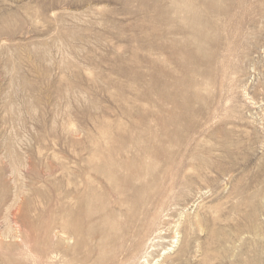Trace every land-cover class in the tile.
<instances>
[{
  "label": "rangeland",
  "instance_id": "obj_1",
  "mask_svg": "<svg viewBox=\"0 0 264 264\" xmlns=\"http://www.w3.org/2000/svg\"><path fill=\"white\" fill-rule=\"evenodd\" d=\"M0 264H264V0H0Z\"/></svg>",
  "mask_w": 264,
  "mask_h": 264
},
{
  "label": "bare ground",
  "instance_id": "obj_2",
  "mask_svg": "<svg viewBox=\"0 0 264 264\" xmlns=\"http://www.w3.org/2000/svg\"><path fill=\"white\" fill-rule=\"evenodd\" d=\"M116 173V172H115ZM107 175V174H106ZM108 176V175H107ZM153 203V201H151L150 203H145L144 205H143V207H142V210H143V213H142V216H143V214L144 215H148L149 213H150V211L152 210V209H154V205L152 204ZM123 209V208H122ZM95 210V209H94ZM83 214H84V216L86 215V212L85 211H83L82 212ZM67 226V225H66ZM64 226L63 228L68 232V233H70L71 235H76V234H78L79 232L77 231V230H79L78 228H71V229H69V227L67 226ZM70 227H71V225H70ZM62 228V229H63ZM73 229V230H72ZM60 231V230H59ZM131 239H129V241H130ZM132 242V241H131ZM126 247H127V243H126V246H125V248L123 247V249H121L122 250V252H123V250H125L126 251ZM145 248V247H144ZM123 255L125 256V253L123 252ZM126 259V258H125ZM145 261V260H144Z\"/></svg>",
  "mask_w": 264,
  "mask_h": 264
}]
</instances>
